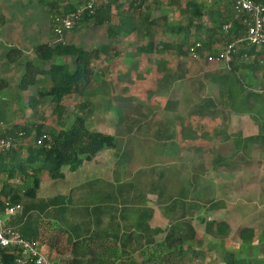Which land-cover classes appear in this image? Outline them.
Returning <instances> with one entry per match:
<instances>
[{
	"label": "rangeland",
	"instance_id": "rangeland-1",
	"mask_svg": "<svg viewBox=\"0 0 264 264\" xmlns=\"http://www.w3.org/2000/svg\"><path fill=\"white\" fill-rule=\"evenodd\" d=\"M33 1L0 0V11L5 12L7 17L5 24L0 25V46L3 49V54L0 52V76L10 82L8 88L0 94V122L4 125H10L32 120L58 126V123L53 121L55 104L50 99L40 102L37 107L29 103L30 96L35 94L40 85H43L47 79H41L39 84L31 85L26 90H20L18 86L25 71L27 60L44 62L39 59L34 47L37 43L49 41V33L52 32L50 15L43 11L42 6L36 0ZM184 2L183 0L182 4ZM154 14L158 15L157 12ZM170 17L180 18L178 9L170 10ZM70 38L77 44L90 47H97L104 42L112 43L106 35L105 26H84L82 22L77 24V28H74ZM131 40L132 37H122L115 45L120 51L133 50L129 47ZM7 45L21 47L25 52L22 58L15 62L9 61L6 55ZM215 46L216 49L219 48L217 50L219 52L225 49V45L218 41ZM244 46L249 47L251 44L246 43ZM206 54L209 53L206 52ZM63 58L65 62L70 63V70H74L76 67L74 58ZM104 59L105 57H102L95 62L96 70L105 69ZM55 60L61 61L59 57H56ZM122 63H124L122 58L117 59L116 66L113 67L112 71L100 81L95 82L92 90L87 93L91 100L88 126L93 130H100L117 138L118 145L116 148H106L99 153L103 154L101 159L106 163L108 174L111 175L114 162L118 159L117 153H119V160L126 163H129V160H132L135 155L138 156L134 160L136 164L130 165L131 168L134 166L132 170H136L139 163L148 168V176L146 177L149 184H145L150 193L147 202L148 207L147 209L136 207L132 211L133 218L135 220H149L155 225L163 226H167L175 220L187 218L192 221L200 236L205 232L206 224L199 218L202 217L208 222L214 219L225 232L214 240V244L217 243L216 246L235 245L240 240L237 235L238 228L244 225H252L257 228L264 227V105L262 111L260 105L256 106V103L249 108L240 109L239 106L242 105L232 103L234 96L239 95V91H229L225 82L226 76L230 75L241 86H244V90L249 94L247 97L254 94L264 97V67L256 69V67L251 66L252 72L248 73L244 70L250 67H246L245 64H250L249 60L245 59L227 64L224 61H213L207 56L176 58L173 63L175 66H172L170 71H166L157 80V87H152V91H155L154 87L158 88V92L154 93L153 101L148 102L146 100V95L142 94L147 92L142 89L141 82L136 80L138 85L132 88L137 94H134L137 96L136 106L133 110H128L126 117L116 101L119 99L115 97L111 99L113 90L110 82L115 80L117 75L129 70ZM235 64H238L243 72L240 74L234 72L233 65ZM137 74L138 72L135 73L136 76ZM135 78L137 79V77ZM201 83L204 86L199 87ZM239 83L236 84L239 85ZM47 84H50V81ZM196 90L197 97H195ZM151 95L152 93L148 98ZM207 98L215 100V104L225 110L223 113L226 112L227 116L229 115L224 121L225 123L222 120L224 115L219 114L220 117H217L216 112L213 113V117H202L203 115L199 114L198 105L202 99ZM79 99L77 98V100ZM230 108L231 110L232 108L235 109L236 112L247 111L253 119L238 125L240 121L235 123L236 119L229 114ZM72 111L75 112V110ZM73 112L65 121L66 126L74 120ZM235 114L234 112V116ZM259 114L262 115L261 119H258ZM133 123L135 126L132 128L129 125H133ZM257 126L260 130H254L257 129ZM253 136L260 138L251 139ZM147 139L150 141L148 147L146 145ZM241 139L245 143L241 142ZM136 141L139 142L138 146L133 144ZM201 142L206 144L204 152L195 148ZM226 142L230 143L226 144ZM127 143L132 144L133 147L126 146ZM212 147L221 151V156L228 159V165H217L213 160L215 151H211ZM245 149L246 151H244ZM148 152L149 155L146 154ZM162 154L174 157V160L171 162L160 158ZM146 157L147 160H144ZM242 157H244V161L250 160V163L245 164L241 159ZM235 161H237V165L232 166L231 164ZM98 169L100 168H97L96 164L94 171H98ZM90 171L89 173L83 170L77 171V173L67 171L68 176L65 179L56 180L45 174L43 189L46 190L47 195L57 194L60 192L59 189L62 192L66 191L68 177L69 181L78 176L82 180H87L90 174H95L94 171ZM160 173H162L161 178ZM105 178L108 179L106 174ZM133 178L136 179L135 176ZM142 179L144 180V178ZM131 180V183L128 184V181L127 185L122 186L127 199L130 198L133 190L134 180ZM21 181L23 179L21 180L17 175L13 183L20 184L22 189L33 185L32 178H29L27 182ZM103 184H101V189L104 188ZM183 187L189 191L187 198L180 195ZM99 196H103V192L98 194L96 198L98 202L101 199ZM85 202L86 205H95L94 201L90 199ZM160 205L161 207H159ZM126 208H128L127 205ZM126 208L124 213L129 216L130 213L127 214ZM60 211L61 214L64 211L62 204ZM21 212L22 210L18 214ZM82 214L85 215L86 211H83ZM57 221L61 228L68 224L60 216ZM88 225V223L84 225L85 231L88 230V238H76L71 243L72 245L80 244L76 246L78 255L72 252V246L59 249L60 255L64 257L66 262H70L75 257L83 260V252L90 256L91 254L95 255L98 261L96 264H115L122 258L128 263L163 264V258L168 256L170 251L168 246L163 244L164 236H160L157 238V243H161V245L155 244L136 253L124 254V251L117 246V240L111 239L106 234L103 236L107 237L103 238L105 242L100 243L102 241L96 240L97 237L94 236L97 234ZM50 226L52 227L49 224L47 229ZM107 230V234L113 237L118 234L119 227L112 224L107 226ZM46 234L50 233L47 232ZM101 236L102 234L98 237ZM202 238L204 239L203 236ZM90 240L94 242H90ZM221 247L218 248L221 250ZM205 248L207 249L206 246ZM220 250L216 252L208 249L207 259L205 257L203 262L224 264L223 261L216 258L221 252ZM42 253L47 257L43 250ZM260 254L264 255V251H261Z\"/></svg>",
	"mask_w": 264,
	"mask_h": 264
},
{
	"label": "trees",
	"instance_id": "trees-1",
	"mask_svg": "<svg viewBox=\"0 0 264 264\" xmlns=\"http://www.w3.org/2000/svg\"><path fill=\"white\" fill-rule=\"evenodd\" d=\"M89 1L36 0L42 6L43 11L50 15V29L53 35L51 41L55 40L52 19L57 15H65L86 6ZM182 1L96 0L94 12L90 13L86 9L80 22L84 26H105L106 35L112 43L104 42L97 47H90L77 44L70 39L67 43L40 42L35 45L34 51L45 63L33 60L25 62V71L18 84L19 89L26 90L46 78L47 80L38 91L30 96L29 103L37 107L40 102L50 99L55 104L53 121L58 123V126L32 120L9 125L13 130L22 131L23 134H14V144L9 151L0 148V204L4 205L8 200L13 204H22V212L12 217L9 225L18 229L24 237L40 241L41 248L44 241L41 218L55 217L57 211L56 197H39L44 175L47 174L51 179H62L66 176L65 167L69 171H76L85 161H91L100 151L106 148H116L118 145L116 136L93 130L88 126L91 100L87 93L92 90L95 82L100 81L112 71V64L109 62L121 57L129 67L127 72H122L110 82L113 90L111 99L114 97L119 99L116 101L122 108L120 109L122 113L127 117L128 110H133L135 104L136 96L132 88L136 80H139L142 85H147V90L154 92L152 87L158 85L157 80L166 71H170L176 58L191 57V47L196 42L202 45L198 49L199 56L208 58L220 53L214 46L217 41L226 46L236 38L246 35V26L235 17L233 8L231 10L225 3L227 1L232 3V0H218L211 6H207L206 1L184 0L183 4ZM257 1L264 3V0ZM215 5H218V9H215ZM172 9H178L180 18L170 17ZM156 12L158 15L154 14ZM4 13L0 11V25L5 24L7 20ZM231 20L234 28L230 34L224 35V26ZM122 37H132L129 47L133 50L120 51L117 48L115 44ZM245 52L250 58V67L253 66L256 69L264 67L261 62L264 58V47L258 49L254 45L234 54L231 63L244 59ZM6 55L9 61L15 62L22 58L24 50L20 47H10ZM56 57H73L75 69L70 70L68 62H57ZM102 57H105L107 62L109 61V65L106 66L107 69L96 70L95 62ZM136 72H138L137 76ZM48 81L50 84H47ZM9 84L8 79L0 76V94L8 88ZM195 94L197 97V90ZM77 98L80 99L77 100ZM208 106L209 103L208 105L200 103L197 111L205 113L208 111ZM72 112L75 118L66 126L65 121ZM40 137L43 141L38 144L37 140ZM258 138V136H253L251 139ZM133 144L135 145V142ZM126 146L133 147L128 143ZM220 152L215 154L217 165L229 164L228 159L222 157ZM231 165H237V161ZM17 175L26 182L32 178L33 185L22 189L20 184L12 181ZM107 188L104 196L105 203H109L113 198L115 189L112 183L107 184ZM188 192L183 187L180 195L186 197ZM101 208L103 206L94 207L93 211L97 214ZM113 210L114 207L109 204L106 206V212L99 211L103 214H110ZM201 221L206 224V230L201 236L187 220H179L170 226L163 243L170 251L168 256L162 257L163 264H210L203 262L205 257L207 259V250L218 252L220 246H222L221 252L216 258L224 264H264V255L260 254L264 251V228L257 230L250 226L241 227L237 231L240 240L235 245L216 246L217 243L214 244V240L225 232L214 219L208 222L201 218ZM160 233H162L160 228L153 229L146 223L126 222L117 240V246L124 251V254L136 253L144 249L145 244H159L156 235ZM62 238L63 234L55 230L48 241L58 244ZM90 242L94 241L90 240ZM103 242L105 241L102 240L100 243ZM77 245L80 244H74L71 250L78 255ZM82 255L84 261L75 257L70 262L64 260L62 264H96L98 262L95 255L90 256L83 252ZM18 256L17 248L0 249V264H17ZM115 264L138 263H128L122 258Z\"/></svg>",
	"mask_w": 264,
	"mask_h": 264
},
{
	"label": "crops",
	"instance_id": "crops-1",
	"mask_svg": "<svg viewBox=\"0 0 264 264\" xmlns=\"http://www.w3.org/2000/svg\"><path fill=\"white\" fill-rule=\"evenodd\" d=\"M199 1H206L207 6H211L212 4H214V2H217L218 0H199ZM225 3L228 4L230 9L232 10V8H233L232 3L228 2V1ZM223 6H225V5H223ZM214 7H215V9H218V5H215ZM224 10L225 9H223V11ZM225 11H227V10H225ZM51 34H52V32L49 33V42L52 40L53 35H51ZM70 40H71V38H70ZM44 42H46V41H44ZM51 42H54V41H51ZM7 47L10 48L13 46L7 45ZM14 47H16V46H14ZM6 49H5V51H6ZM218 49L219 48H217V50ZM0 52H2V54H3V49H1V46H0ZM119 58H121V57H119ZM59 59H61L60 62H64L63 57H59ZM116 60L117 59H114L111 62L108 61L110 64H112V68L116 66ZM104 61L106 63V66L109 65V63L107 62L106 59H104ZM122 64L124 67H128L125 62ZM106 66L104 67L105 69H107ZM171 66L174 67L175 65L172 64ZM233 66H234V72H236L237 74H240V72H243V71H241L242 69L239 68L238 64H235ZM245 66L250 67L248 64H246ZM123 69H127V68H123ZM141 69H143V68H141ZM260 70H261V68H260ZM244 71L251 73L252 69H251V67L245 68ZM138 82H139V80H138ZM225 82H226V87L229 91H232V92L239 91L238 92L239 95L234 96L232 103H237L238 105H242V106H239L240 109L241 108H245V109L249 108L250 106H252L256 103L255 105L256 106L260 105L259 107L261 108V111L263 110L262 107L264 105V97H260V96H257L255 94L247 97V95H249V94L246 90H244L245 89L244 86H241V84L239 82H236L230 75L226 76ZM236 83H239V85ZM136 85H138V84H134L133 86L135 87ZM141 86H142V89L147 92V93L142 94V95H146V100L148 102L153 101L152 99H154V93L158 92L157 91L158 88H156L158 85L156 87H154V89H155L154 92H150V90H147L148 89L147 85H141ZM202 86H204L203 83H201L199 85V87H202ZM150 93H152V95H151V97L148 98V96H150ZM133 94L137 95L135 93V91ZM135 98H137V96ZM135 100H134V103H135ZM200 103H201V105H203V104L208 105V103H209V106L207 109L208 111H206L205 113H199V114L203 115L202 117H204V116H208V117L212 116L213 117L214 112H216L217 117H220L219 114L224 115L222 117L223 122L226 121V119L229 117V115L227 116L226 112L223 113L224 109L218 107V105L215 104V100H213V99H210V100L208 98L205 100L202 99L200 101ZM135 106H136V104H134L133 109L135 108ZM137 109H139L138 106H137ZM229 111H230V113H229L230 116H232V118L234 117L236 119L235 123H238L240 121L238 123V125L243 124V123H247L248 121L253 119L251 117V114L247 113V111H239V112L237 111L236 112V110L233 108H232V110L230 108ZM234 112L236 113L235 116H234ZM237 113H239V114H237ZM261 118H262V115L259 114L258 119H261ZM137 121H140V120H137ZM129 126H132V128H133V126H135V123H133V125H129ZM254 130H260V129L257 126V129H254ZM147 142L148 143L146 145L148 147L150 141L147 139ZM228 143H230V142H226V144H228ZM135 145L138 146L139 142L136 141ZM202 145H203V147H202ZM195 148L204 152L206 150V144L203 142L198 143L197 146H195ZM211 151H215V154L217 152L218 153L220 152L219 150L218 151L216 150V147H212ZM244 151H246V149ZM99 153L91 161H85L84 162V164L86 163L85 165L83 164L78 170L72 171V172L77 173V171L83 170V171H87V173H89V172H91L90 170L94 171L96 164H97V168H100V169H98V171L95 170L94 171L95 174H93V175L90 174L89 178L87 180H82L78 176L77 178H72V180L69 181V177H68V185L66 186V191L62 192L61 189H59V190L57 189L58 191H60L57 194L55 193L53 195H47L46 190L43 189V186L45 183L44 182L45 177L41 182V186H40V190H39V197H42V198L56 197L57 198V211L55 213V217L41 218L42 232H43L42 237H43V239H46L42 242V250L44 251V253H46L47 261L49 264H62L63 263L64 257L61 256L60 252H59V249L61 247H67L68 248L69 246H73L71 244L73 239L81 238V237L82 238H84V237L88 238V236H87L88 230L85 231V229H84V225L86 223H88L89 224L88 227L91 226V230L94 231L95 234H97L94 237H97L96 240H99V241H102L103 238H107V237H103L105 234H106V236L110 237L111 239L118 240L121 233L123 232V225L126 222L127 223L142 222V223H146L149 227H151L153 229L154 228H160L162 230V233L156 235V240L160 236H165L166 231L170 228V226L174 222H177L179 220H187L188 223H190L195 228L192 221L187 219V218H181V219L175 220L172 223L168 224L167 226L155 225L149 220H135V218H133L132 211H134V209H136V207L140 208V209H142V208L147 209V207H148L147 202L150 198L149 189H148V186H146L149 184V183H147L148 178L146 177V176H148L147 175L148 168H146L144 165L139 163V167L136 170H132L134 168V166H132V168H131L130 165L136 164V161H134V160H136V157H138V156L135 155L132 158V160H129V163H126L124 161L119 160V153H117L116 155L118 156V159L114 162V166H113V169H112V172L110 175V174H108V171H106L105 161H103L101 159L103 154H99ZM146 154L149 155L150 153L148 152ZM151 154L153 155V153H151ZM210 155H212V154H210ZM147 157L144 160H147ZM161 157L163 159H167L171 162H172V160H174V157H170L169 155L167 156V155L162 154V156H160V158ZM243 158L244 157H242L241 159L243 160ZM114 159H116L115 156H114ZM213 160H215V155H214ZM119 162H121V163H119ZM243 162L245 164H247V163H250V160H247V161L243 160ZM91 163H93V166H91ZM137 164H138V162H137ZM238 164H240V163H238ZM226 165H228V164H226ZM248 165H250V164H248ZM125 167H127V168H125ZM64 169L66 172V176L62 179H65L68 176L67 171H69V170H67L66 168H64ZM105 174L108 177V179L105 178ZM160 175H161L160 176V178H161L162 173H160ZM102 176H104V177L101 178ZM134 176L136 177V179L133 178ZM142 178H144V180ZM131 179L134 180V183L132 182L133 183V190H132L133 193L131 192L130 198L127 199V195L124 193L122 186L127 185L128 181H129L128 184L131 183V181H132ZM53 180H56V179H53ZM102 183H104L103 189H101ZM109 183L110 184L112 183L115 187L114 196L112 199H110L109 203H105L104 202V196H105V193L107 192V189H108L107 184H109ZM44 192H46V194H44ZM102 192H103V196H101V197L99 196L101 199L98 202L96 198L98 197V194H100ZM161 194H163L162 191H161ZM187 197H188V195L184 198H187ZM85 198H86V200L90 199V200L94 201L95 205H93V204H92L93 206L92 205H86ZM61 204L63 205V208H64V211L62 214L60 211ZM109 204L114 207V210L110 214L100 213V211H102V210H104L106 212V206H108ZM126 205L128 208H126ZM97 206H103V208L99 209L100 211L98 210V213L96 214L93 211V208L97 207ZM159 207H161V205ZM125 208L127 209V214H128V212L130 213L129 216L125 215V213H124ZM83 211L84 212L86 211L85 215L82 214ZM59 216L63 218L64 222H68L66 227L61 228L58 225L59 222L57 220L59 219ZM98 217H99V220H98ZM201 218L202 217L199 218L200 221H201ZM53 223H54V225H53ZM49 224L52 225V227L50 226L49 229H47ZM112 224H114L115 227H117V226L119 227L118 234L113 236V237L110 236L109 234H107V231L109 230V229L107 230V226L112 225ZM244 226H250V227H253L257 230L264 228V227L257 228V227H254L252 225H244ZM244 226H242V227H244ZM239 228H241V227H239ZM110 229H111V227H110ZM45 230H46V232H45ZM55 230H57L58 232H61L63 234V238L61 239L60 242H58V244L50 243V240L48 241V238L54 233ZM47 232L50 234H46ZM101 234H102V236L98 237ZM44 235H46V236H44ZM147 246H151V245L145 244L143 248L145 249ZM144 249H142V250H144Z\"/></svg>",
	"mask_w": 264,
	"mask_h": 264
},
{
	"label": "built area",
	"instance_id": "built-area-1",
	"mask_svg": "<svg viewBox=\"0 0 264 264\" xmlns=\"http://www.w3.org/2000/svg\"><path fill=\"white\" fill-rule=\"evenodd\" d=\"M96 0H90L86 6H82L75 11L65 15H57L52 19V28L55 35L54 42L67 43L71 37L72 31L81 21L82 15L88 9L90 13L94 12ZM232 7L235 17L240 20L247 28L246 35L236 38L225 46V49L215 56L209 58L213 61H224L230 64L234 59V54L247 47L244 44L249 43L258 49L264 47V3L257 0H232ZM234 28L233 21H229L224 26V35L230 34ZM202 45L196 42L191 47V57L200 58L198 49ZM245 60H250L248 53L243 54ZM242 57V58H243ZM264 64V58L261 59ZM14 134L22 135L23 132L13 130L9 125L0 122V148L9 151L14 144ZM43 138L37 140L42 143ZM23 209L21 203L13 204L10 200L4 205L0 204V249L17 248L19 256L17 264H46L47 257L42 253L40 241L24 237L18 229L9 225L12 217Z\"/></svg>",
	"mask_w": 264,
	"mask_h": 264
}]
</instances>
